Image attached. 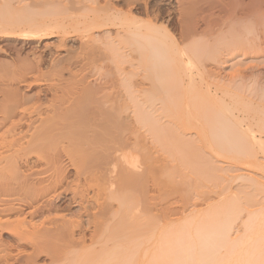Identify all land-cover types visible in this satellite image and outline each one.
<instances>
[{
	"label": "bare ground",
	"instance_id": "obj_1",
	"mask_svg": "<svg viewBox=\"0 0 264 264\" xmlns=\"http://www.w3.org/2000/svg\"><path fill=\"white\" fill-rule=\"evenodd\" d=\"M124 1L125 12L118 10L112 0H105V6L96 2L99 8L94 7L98 9L93 17L85 14L79 16L83 21L68 20L69 24L64 22L65 19L63 22L43 20L42 23H32L26 17L0 19L3 38L40 41L53 34L63 38L71 29L81 40L99 42L101 67L107 60H112L115 65L111 68L127 76L126 99L122 97L127 102L119 104V111L117 103L116 106L112 102L109 104L112 93H103L104 84L83 88L82 96L67 101L66 106L61 102L63 105L47 107L43 101H37L24 108L20 103L22 100L16 96L5 99L4 109L1 108L3 105L0 107V172L3 169L13 172L7 179L0 177L1 232L6 230L18 238V245L24 244L23 240L25 245L27 242L29 247L31 245L32 250L26 251L27 254L23 252L22 255L20 251L19 264H38L37 258L45 251L47 255L46 252L42 255L49 257L50 264H63L72 259L73 264H264V159H260L264 157L263 11L261 15L256 0H247L249 3L244 0H158L167 1V6L172 8L166 7L165 12L163 7L155 10L151 6L150 2L154 0ZM245 2L249 7H245ZM173 3L177 5L175 11ZM220 4L224 6L220 7ZM261 4L264 3L259 7ZM82 7L80 10L86 9ZM91 7L87 6V11L92 10ZM100 31H105L106 38L97 37L96 33L100 34ZM103 49L108 52L104 53ZM228 65L232 66V72L223 84L220 76L217 81V69ZM107 83L108 87L114 82ZM57 92L53 98L58 97ZM44 106L47 108L43 109ZM67 121L69 123L65 124ZM34 122L45 127L35 130L34 125L31 127ZM23 123H28L30 134L32 129L35 130L30 137L26 136L28 131L25 130L17 133ZM82 139L92 140L88 145L99 149V153L94 151L96 154L93 152L88 157L91 166L83 172L85 181L90 183L89 188H84L78 178L73 190L70 186L73 192L68 199L76 211L71 210L69 217L61 220L49 218L38 227L40 224L37 226L33 222L36 216L58 208L51 202L42 203L47 192L38 189L44 180L41 176L45 168L42 169L40 162L47 154H43V150L53 140L63 144L64 140L73 143ZM57 153H50L51 157L48 154V159L52 158L54 164L55 181L62 182L64 176L60 173ZM166 154L176 156L174 160L181 156L176 168L189 170L184 176L185 172L182 170L180 174L178 170L182 176L180 181L175 176L178 173L173 172L175 169H171L172 174L166 170L167 164L163 160ZM201 155H206L207 161L202 157V163ZM22 158L26 160V164L23 163L26 173L19 171ZM213 160L216 163H211ZM226 164L237 171L246 170L247 178L243 174L240 177L245 179L244 182L248 180L247 187L254 186L251 188L259 192V196L255 193L248 198L246 195L247 202L254 204L258 200L254 198L260 199L261 195L263 199L261 204V200L256 203L262 205L260 209L255 204L257 210L247 212L236 236L233 230L243 212L238 203L240 196L233 195L237 198L233 199L236 207L231 206L227 196L219 203H207L209 194L219 188L221 182L225 181L223 185L227 186L226 183L231 181L224 172L222 175ZM238 174L232 177L239 178ZM148 178L153 184L147 182ZM185 183L193 188H182L184 194L182 192L180 199L184 208L181 215L172 222L163 223V214L159 213L161 203V208L158 206L161 200L157 195L161 194L159 188L165 184L170 191L176 184ZM147 184L158 187L156 204L149 201L155 194L141 196V191H137L144 188L142 191L145 192ZM134 188L139 196L129 192ZM199 198L203 200L200 204L196 200ZM188 205L191 209H187ZM53 239L61 240L66 247L58 244L61 246L58 251ZM1 245L0 264L12 263L8 257L12 253L7 255V250L1 249L8 246ZM76 248H82V253L72 250L77 255L70 258V250Z\"/></svg>",
	"mask_w": 264,
	"mask_h": 264
},
{
	"label": "rangeland",
	"instance_id": "obj_2",
	"mask_svg": "<svg viewBox=\"0 0 264 264\" xmlns=\"http://www.w3.org/2000/svg\"><path fill=\"white\" fill-rule=\"evenodd\" d=\"M84 1L87 4L88 8H90V6H92L91 7L92 10L90 9V11H87V6H85L86 4L84 3ZM97 1L98 0H83V2L81 0H79V1L78 0L77 1L76 0H0V19H8V18L9 19H20V18L23 19L24 17H26L27 20L31 19L30 21H33L32 23H37V22L40 23V21H41V23L44 22V21L48 22L49 19H50L49 22L54 21V20L57 21V19L59 21L61 20V22H63V19H65L64 22H67L68 20L69 21L72 20V21L75 22L78 19H79L78 21H83L81 19V17H84L83 15L86 14L89 17L90 16L93 17L95 11L99 8L98 5H101V6H105L106 5L105 4V0H100V2L99 1L97 2ZM244 1L248 2L247 0H244ZM75 2H77V3H75ZM96 2L98 3V5L96 4ZM246 2H245V7L249 3V2L248 3H246ZM82 3H83V5H82ZM112 3L118 10L119 9L120 10L123 9L122 11H124V12L126 11V8H125L126 6H125V1L124 0H112ZM150 3H151V6H153L154 9L156 8L155 10L161 9L162 7L164 8V9H162V11L164 10V12L167 11L166 10L167 8L172 10V8L167 6V1L158 2V0H154V1L150 2ZM258 3H259V5H258ZM260 3H264V0H262V1L259 0V2L256 0V4L258 6L257 9L260 11V13L262 15V11H263V14H264V10H262V9H264V4H261V7H259ZM222 5L223 4H220V7H222ZM82 6H84V7H82ZM96 6L98 8L95 10L94 7L96 8ZM158 6H159V8H158ZM77 7H79V9ZM81 7L82 8H86V9L85 10L84 9L80 10ZM247 7H249V5ZM175 8H177V5H175V3H173V11H175ZM84 11H85V13H84ZM91 11H92V14H90ZM88 13H89V15H88ZM58 14H60V17H59ZM71 14L73 15V17H71ZM79 16H81V17H79ZM69 17L71 19H69ZM73 18H77V19L73 20ZM259 19H260V16H259ZM261 19H263V18L261 17ZM69 21H68V24H69ZM73 32H75V31H73ZM104 32L102 31V33H101V31H100V34L97 32L96 34L99 35V36L97 35V37L103 38V39L106 38V35H104L105 34ZM76 33H78V32H76ZM101 34H103V35H101ZM69 35H71V36H69ZM56 36H54V34H53L50 37L45 38V39L40 40V41H36V40H32V41L31 40H21V39H19V40H21V41H19L18 38H3L0 35V107L3 105V107H1V108L4 109V106H5L4 104H6L5 103L6 100L8 98L12 97V96H16V98L19 101L22 100L20 103H22L21 105H23L24 108L31 107L35 103H38L39 101H41V102L43 101L42 103H46L45 106H47V107L52 106V104L63 105V103H64V106H66V104L68 105L67 101L70 102L73 99H78L77 97L80 96V94L82 96V91H84L85 88L86 89L87 88L91 89V88H93V86L97 87V84H98V86H99V84H101V85L104 84L103 85L104 86L103 87V93L104 92L105 93L106 92L112 93V96H111L112 100L109 98V100H111V101H109V104H110V102H112V104L114 103L113 105L116 106V103H117L118 104L117 107H116L117 109H118L119 104L121 106L123 103L125 104V102H127V100L123 101L124 99H126V93L125 92H126V89H127V84L125 82V79H127V76H125V73L121 75L118 70H116L114 68H111L112 66L115 65V64L113 65V61L112 60H110L111 62L109 60H107L106 63L104 64V67L100 66L99 58L101 57L100 56L101 51L98 48L99 45H97V44H99V42H97V44H96V43H94V41L91 42V41L81 40V38H79L80 35L72 33L71 29H69V34L67 33L65 35V37H63L64 39L61 38L58 35H56ZM59 38H61V39H59ZM89 42H90V44H86V43H89ZM100 45H101V42H100ZM104 48H106V47H104ZM102 51H104V53H105V51L108 52L107 49L106 50L103 49ZM59 63H60V65H58ZM54 65H56L57 67L54 66ZM54 67H56V68H54ZM217 71L219 72L217 81L220 80L219 79V76H220L221 82L223 83V81H224L223 84H225V83H227V75H228V73L232 72V66L228 65V66L223 67L221 69H217ZM60 74H62V75H60ZM70 74H72L71 76L73 78L70 77ZM58 77H59V79H58ZM60 78H61V80H60ZM109 80H110V82H108ZM84 81H85V83H84ZM111 81H112V83L113 82L114 83L112 84ZM58 82L59 83L61 82V84H59ZM105 82L106 83L108 82L110 85L111 84L112 85L107 87ZM89 83H91L92 86ZM108 83H107V85H109ZM51 84H53V86H51ZM55 85L57 87H55ZM83 85H85V86L87 85V86L85 87ZM27 86H29V87H27ZM50 87H52V88H50ZM59 91H60V93H59ZM54 92L55 93L57 92V94H58L57 98L62 96V98H59L61 100H58L56 97H54V98L52 97L55 94ZM103 93H101V95ZM122 97L124 99H122ZM30 98H32V99H30ZM37 98H38V100H36ZM25 99H27V100H25ZM50 99H52V100H50ZM54 99H56L57 101H55ZM61 102H63V103L61 104ZM24 103H26V104H24ZM45 106L43 107V109L47 108ZM1 108H0V113H1ZM117 111H119V109ZM123 115H124V113H123ZM0 116H1V114H0ZM33 118H34V116H33ZM15 121H17V119H15ZM68 123H69V121H67V123L65 122V124H68ZM27 124L23 123L22 127L21 126H20V128L18 127L19 130H17V133H18V131H19V133L23 132L22 130H25L26 132L28 130H30V129L27 130V128H28ZM33 125H34V129L35 128H39L37 130H41L42 128L45 127V126H43V124H40V122H37V123L34 122L32 124V126H31L32 128H33ZM40 125H41V127H40ZM7 127L8 126H6V128ZM6 128H4V129H6ZM4 129L2 130V132L4 131ZM35 130L33 131V129H32L33 132L31 131V134H30V131H28L27 134L28 133L29 134L27 135L25 133L26 136L30 137L31 135L34 134ZM64 131L65 130L63 129L62 133ZM59 141L56 140V142H55L53 140V142H55L56 145L53 142H51L52 144L51 143L49 144L48 148L50 149V145H51V148L53 149V152L51 151L52 149L49 150L48 148L47 149L44 148V150H43V154L44 153L47 154V155H44L43 159H46V161H48V162L45 163L46 161H44L43 159L40 162V166L42 165V169L45 168L46 170L45 169H44L45 171L43 170V173H42V176H41L44 179L43 183H41L38 186V189L40 187V188H43L44 190H46V192H47L46 193L44 191V193H46V195L42 198V203L47 204V203L51 202V204L54 207H55V205H57L56 208L57 207L58 208L50 211V213L46 212V213H44V214H42L40 216L39 215L36 216L33 222H35V224L37 226L40 224L38 227H40L44 222H47V220L49 218H52V219L54 218L55 220H59V218H60V220H61L62 218L69 217V214H71L72 211H76V209L73 207L71 202L68 201L69 196L73 192L72 190L74 189V187H76L75 184L77 183L76 180L78 178H80L81 184H82V186L84 188L85 187H86V189L89 188L88 185L90 183H89V181L87 182V180L85 181V177H84V173L83 172L84 171L87 172L89 166H91V164L88 163L89 162V158L91 157V153H93L94 151L99 153V149L98 148H93V147L88 145L89 143H92L91 142L92 140L82 139V140L76 141V142L73 141V143H71V142L67 143L66 140H64L63 144H62V141H60L61 143ZM52 145L53 146L55 145L57 148L53 147ZM48 150H49V153L47 152ZM54 150H55V153H56V151L59 152V153H57L60 156L59 159H58V166L61 169L60 170L61 171L60 172L61 175L64 176V179H63L62 182H56L55 181V179H54L55 178L54 177L55 176L54 175L55 168H54V166H52L54 164H52L53 163L52 160H51L52 158L48 159L49 157L52 156V154H50V153L55 154ZM77 150H78V152H77ZM32 151L34 152V150H32ZM33 152H32V155L35 154ZM69 152L70 153L72 152V154H68ZM96 152H94L93 155L96 154ZM74 153H77V155L74 154ZM48 154H49V157H48ZM79 154L82 155V157H80ZM163 154H165V152ZM70 155H71V157H70ZM84 155H85V158H84ZM161 155H160V157H161ZM206 155H209V154H206ZM206 155H201L199 157L201 159L200 161H202V157L205 159L203 161H207L206 159H208V158H206ZM76 156H78V157H76ZM172 156H173V158H172ZM172 156H169L168 154H166L163 157V160H165L166 164H167L166 165V170L167 169L170 170V172L172 174V170L175 169L173 172L174 173L176 172L175 174H177L178 170H180V169L176 168V167L179 166V165L177 166V163H179L178 160H179V157H181V156H179L177 160H174V157H176V156H174V155H172ZM33 157L36 158L35 155ZM86 157L87 158L89 157V158L87 159ZM69 158H71V160H73V161H71ZM210 158H212V157H210ZM60 159H61V161H60ZM76 159H78L77 163L73 164V163H75ZM260 159H264V157L263 158L260 157ZM22 160L19 161L20 162L19 164L21 166L20 169H23V170L19 169V171H22L21 173H26L24 171L25 168H26V166H25L26 160H24V158H22ZM200 161L198 163H200ZM203 161H202V163H203ZM261 161H263V160H261ZM213 162L216 163L215 160L211 161V163H213ZM23 163H25V164H23ZM161 164H164V163L161 162ZM45 165H46V167H45ZM217 165H219V163H217ZM181 166H182V164H181ZM230 166H228L227 164H226V166L223 165V168H225V167H227V168L224 169L225 171L224 170L222 171V175H223V172H224V175H226V177L228 176V178L231 181L230 182L228 181L229 183L228 184L226 183L227 186H224L225 185V184L223 185V183L225 182L224 180H226L227 178L223 179L224 182L220 183V187L215 189L214 192H211L209 194V200H208L207 203H209V204H214V202L215 203L216 202L219 203V200L221 198H223L225 200L228 197L231 200V201H229L231 206L232 207H236L235 204L233 205V202L235 203V201L233 199H237V198L236 197L234 198L233 195L234 196H240L238 199H240L241 200L240 202H242V203H240L238 201L237 202L240 204L241 208L243 207V212L241 214L242 216L239 215L240 216V218H238L239 220H236L237 221L236 225L238 227L235 225V228L237 230L235 228L233 230L234 236H236V235H238L240 233V232H238V229L241 228L240 225H242L241 224L242 223L241 222L242 219H246L247 218V215L250 212V210H252L251 212H253L254 210H257L256 209L257 207L255 206V208H254L253 205H255L258 201L261 200L262 195L260 194L261 197L259 199V197H257V196H259V194H258L259 192L257 190L255 192V189L251 188V187L254 188V186L250 185V187H247L248 180L246 182H244L245 179L243 180L242 177H240L242 174L244 176L248 175L246 170L244 171V169H242V170L239 169L238 171H240V172H238L237 168H235L236 169L235 170L234 167H232V166L230 167ZM163 169H164L163 171L165 173L166 170H165L164 167H163ZM8 170H6V169H5V171H4V169L1 170L0 177L1 178L5 177L7 179L9 177V175L12 174V172H13V170L11 171V169L9 170L11 173L8 172ZM182 170L184 171V168ZM182 170H180L179 173L183 172ZM188 171L189 170H187L186 172H188ZM241 171H243L244 173H241ZM186 172L183 173V174L182 173H180V174H182L184 176L185 174H187ZM245 172H246V174H245ZM167 173H169V171ZM179 173H178V175H175L176 177L178 176L177 177L178 181H180L179 179H181L180 177H182ZM218 174L219 173H217L216 175H218ZM220 174H221V172H220ZM237 174H238V177L240 179L236 177ZM232 175H236V176L232 177ZM52 177H53L54 180L52 179ZM176 177H175V180H176ZM223 177H225V176H223ZM235 177H236V179L234 180ZM5 178H2V179H5ZM147 180H146L147 182H149L150 184H153L152 183L153 181H151V178H148ZM220 181H221V179H220ZM35 182H37V181H35ZM147 182H145V183H147ZM150 184L146 185L147 188L145 187V192L142 191L144 188H142V190H141V189H138V187H137L138 190L137 189L136 190L137 191L140 190L141 191V192L139 191L140 194H139V192H136L135 188H134L135 191L131 190L129 192H132V195H135L137 193V194H139L141 196L142 195L146 196V193H147V195L150 194V196H153L155 194L153 197H155V196L157 197V195H158V197L162 200V202H161V200H160V202H158L159 201L158 197H157L158 199L155 197L154 200L150 199V198H153V197H150V198L148 196L147 197L149 198V201L151 203L154 202L156 204L158 202L159 205L158 204L157 205L159 207H160V203H161V207L162 208L161 207L160 208L162 210H160V211L162 213L161 212H159V213L163 214V216H164L163 217L162 215H160L164 219L163 223H165L167 221L168 222L169 221L172 222L173 220H175L176 217L178 219L179 218L178 216L181 215L182 208H184V204H182V199H180V197L182 195V192L184 194V190L182 188L187 189L189 187V185H187V183H185L186 185L185 184H176L175 187H172V188H174L172 190L170 189L171 187L170 188L168 187L170 189V191H169L168 189L165 188V184H164L162 189L159 188V190H160L159 192H161V194L162 193L163 194L161 195L159 193V194L156 195V193H158V191L156 192V189H158V187L155 184L154 185H150ZM70 186H72L71 187L72 190H71ZM221 186H224V187H221ZM83 187L81 189H83ZM65 188L67 189L68 193L66 192ZM192 188L193 187H191L190 189H192ZM146 189H147V192H146ZM64 190H65V194L63 193ZM69 190H71L70 193H69ZM148 190L150 192H148ZM190 191L193 192L192 190H190ZM42 193H43V191H42ZM133 193H135V194H133ZM141 193H144V194H141ZM255 193H257V194H255ZM59 194H60L61 197L58 196ZM129 194H131V193H129ZM252 194L257 195V196H255L257 198H254L255 200L258 199L257 202H255L254 204L252 202H247L246 199H245L246 195L248 196V195H252ZM139 195H137V196H139ZM141 196H140V198L144 199ZM225 196H227V197L224 198ZM181 198H183V195H182ZM248 198H250V197L248 196ZM251 198H253V197H251ZM155 199H157V202H155ZM199 199H196V200H198L199 204H200L201 203L200 201L202 199L201 198H199ZM263 199L260 201V204L262 203ZM196 200H195V202H196ZM247 200H249V199H247ZM143 201H145V200H143ZM149 201H146V203L149 202ZM193 201H194V199H193ZM188 204L191 205L190 202ZM260 204H256L258 206V209H260L262 207V205H260ZM263 204H264V202H263ZM190 205H188L187 209H191ZM232 207H230V208H232ZM69 209H70V211H69ZM185 209H186V207H185ZM153 212L155 213V211H153ZM153 212H151L152 213L151 215L154 214ZM146 213L147 212H145L144 214H146ZM146 216H149L148 213L146 214ZM15 217H16V215H15ZM56 218H58V219H56ZM235 231L238 232V233L235 234ZM241 232H242V230H241ZM11 235L6 230H3L2 232L0 230V244L2 243L1 247H4V246L5 247L6 246L9 247V248L7 247L8 249L7 248L6 249L1 248V249H3L5 252L7 250V252H6L7 255L10 252L12 253V254H10L8 256L9 260L12 259L11 261L8 260L9 263L12 262L10 264H16V263L19 264L18 260H20V259H18V257L21 254L23 255L24 254L23 252H25V253H26V251H27V253L30 252L32 250V248H31V245L29 247V243L27 241H26L27 245H25V240H23L24 244H19L18 245L17 242L19 241V239L16 238L15 236H13V235L11 236ZM15 240H17V241H15ZM51 241H53L52 243L55 244V246L57 245L58 248H59V249L56 248L54 250H57V249H58V251L60 250L61 246H59L58 244L63 245V247H66L65 244H61V240H58L60 243H57V244L54 243V241L58 242L57 239H53ZM49 243L52 246V243L51 242H49ZM62 243H64V241H62ZM55 246H53V247L55 248ZM29 249H31V250L29 251ZM80 249H82V248H80ZM80 249L76 248V249H71V250L69 249V250L70 251L76 250L77 252L76 251L75 252L79 254L78 250H80ZM86 250L87 249H85V250L83 249V251H86ZM20 251H21V254H20ZM58 251H55V252H58ZM5 252H4V254H6ZM72 252H71V254H69L70 258L74 254V252L73 253ZM80 252L82 253V250H80ZM1 253L3 254V251ZM44 253H42V254H44ZM42 254L39 255V257L36 260V263H38V264H50V262H49L50 259H48L49 257L45 256V255H47V252L45 253V255H42ZM12 255H14V256L11 257ZM74 255H77V254H74ZM69 256L66 255L65 257H69ZM74 260H75V258H74ZM68 261H72V263H70ZM73 262L74 261L72 259V260H67V262L64 261L62 263L63 264H73Z\"/></svg>",
	"mask_w": 264,
	"mask_h": 264
}]
</instances>
